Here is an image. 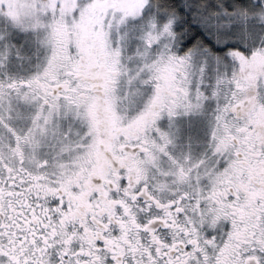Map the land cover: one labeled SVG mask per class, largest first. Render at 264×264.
<instances>
[{
	"label": "snow or ice",
	"instance_id": "6c2138e0",
	"mask_svg": "<svg viewBox=\"0 0 264 264\" xmlns=\"http://www.w3.org/2000/svg\"><path fill=\"white\" fill-rule=\"evenodd\" d=\"M0 264H264V0H0Z\"/></svg>",
	"mask_w": 264,
	"mask_h": 264
}]
</instances>
